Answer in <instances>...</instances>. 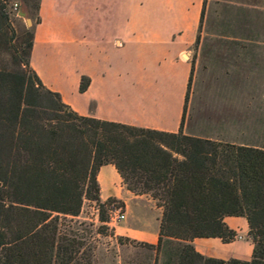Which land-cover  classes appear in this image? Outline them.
I'll return each mask as SVG.
<instances>
[{
    "label": "trees",
    "instance_id": "obj_1",
    "mask_svg": "<svg viewBox=\"0 0 264 264\" xmlns=\"http://www.w3.org/2000/svg\"><path fill=\"white\" fill-rule=\"evenodd\" d=\"M32 45L33 29L18 34L0 0V264H92L98 239L71 223L84 198L110 206L99 215V235L109 230V211L123 212V201L99 197L97 171L107 163L128 190L162 209L155 245L122 236L119 243L151 250L154 264H264V144L182 131L193 64L180 128L167 131L77 113L31 67ZM88 84L82 76L79 91ZM225 216L247 220L250 259L205 256L192 244L234 240Z\"/></svg>",
    "mask_w": 264,
    "mask_h": 264
},
{
    "label": "crops",
    "instance_id": "obj_2",
    "mask_svg": "<svg viewBox=\"0 0 264 264\" xmlns=\"http://www.w3.org/2000/svg\"><path fill=\"white\" fill-rule=\"evenodd\" d=\"M219 3L264 14V0H37L39 21L32 28L30 65L48 88L58 91L81 115L177 131L191 70V48L197 41L200 51L214 52L194 65L182 131L251 144L245 141L250 119L245 127L244 94L236 107L234 87L227 82L231 71L226 68L251 65V39L240 32L235 35L230 27L210 29V7ZM144 47L154 50L151 59L156 66L140 80L133 59ZM82 76L89 78V84L80 92ZM144 80H152V89L143 87ZM159 80L162 83L157 84ZM97 181L101 201L115 197L124 203L123 217L109 224L112 234L106 235L115 249L99 258L98 264H131L122 256L126 244L117 237L155 245L162 209L149 195L128 190L111 163L98 168ZM224 222L237 232L234 240L195 237L191 241L195 249L225 260L250 259L253 243L247 220L225 216ZM92 264H96L95 257Z\"/></svg>",
    "mask_w": 264,
    "mask_h": 264
},
{
    "label": "rangeland",
    "instance_id": "obj_3",
    "mask_svg": "<svg viewBox=\"0 0 264 264\" xmlns=\"http://www.w3.org/2000/svg\"><path fill=\"white\" fill-rule=\"evenodd\" d=\"M7 1L17 33L22 35L24 31L31 32L38 18L36 14L37 0ZM210 10L212 12L208 23L210 29L217 30L230 27L234 28L235 35L240 32L243 36L251 39V65L235 64L226 67L231 71L227 82L234 87L236 107L242 103V94H244L245 127L248 126L247 118L250 119L249 131L245 130V136L248 135V139L245 138V141L252 144H264V14H259L258 11L253 9L248 10L241 6H228L220 3L212 5ZM153 52L152 49L141 48L137 51V57L133 59V66L135 67L136 64L139 68L140 80L142 78L146 79L144 75L152 65L156 64H153L151 59ZM213 52L206 49L200 51L196 41L190 54L193 70L196 63L203 62L201 57L206 54L210 57ZM182 57L186 59L187 53H184ZM122 65L123 69L127 67L125 62ZM214 78L215 76L212 77V81H215ZM159 82L162 83L159 80L157 84ZM151 83L152 80L149 83L144 80L143 87L145 86L146 90L152 89ZM247 98L249 99L248 102ZM108 207L110 206L106 204L103 209H100L96 201L84 198L80 213L72 218V226L78 227L80 230L85 229L81 231L87 235L89 241H94L95 238L98 239L97 246L99 248L94 251L96 264L99 263V258L105 253L115 249L114 246H111L113 240L106 236L112 234L110 227L106 235H99L96 232L101 225L99 215L102 211L107 212ZM119 211L117 209V212ZM108 213L110 214V211ZM79 223L81 224L79 225ZM114 223L116 222H111V224ZM122 256L124 260L129 261L131 264H152L153 252L142 246L128 243L122 248Z\"/></svg>",
    "mask_w": 264,
    "mask_h": 264
},
{
    "label": "built area",
    "instance_id": "obj_4",
    "mask_svg": "<svg viewBox=\"0 0 264 264\" xmlns=\"http://www.w3.org/2000/svg\"><path fill=\"white\" fill-rule=\"evenodd\" d=\"M117 209H119L120 211L117 212ZM123 212L120 208H116L115 210L111 211L110 214H109V222L108 223H111V222H118L122 217H123Z\"/></svg>",
    "mask_w": 264,
    "mask_h": 264
}]
</instances>
